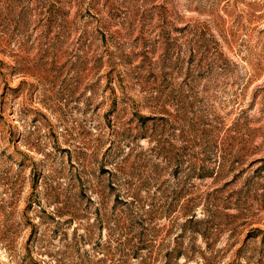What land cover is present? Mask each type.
I'll list each match as a JSON object with an SVG mask.
<instances>
[{"label":"rangeland","instance_id":"374dc122","mask_svg":"<svg viewBox=\"0 0 264 264\" xmlns=\"http://www.w3.org/2000/svg\"><path fill=\"white\" fill-rule=\"evenodd\" d=\"M0 264H264V0H0Z\"/></svg>","mask_w":264,"mask_h":264},{"label":"trees","instance_id":"16d2710c","mask_svg":"<svg viewBox=\"0 0 264 264\" xmlns=\"http://www.w3.org/2000/svg\"><path fill=\"white\" fill-rule=\"evenodd\" d=\"M196 206H198V205L194 204V205H192V206L189 207L188 210H190L189 211L190 213L188 215H189V219H191V221L199 222V221H202V219L199 218L198 208H196ZM202 234H203L202 236L204 237L205 234L204 233H202Z\"/></svg>","mask_w":264,"mask_h":264}]
</instances>
